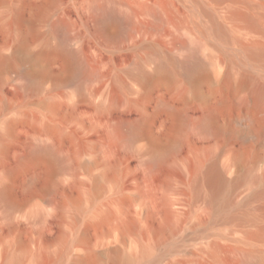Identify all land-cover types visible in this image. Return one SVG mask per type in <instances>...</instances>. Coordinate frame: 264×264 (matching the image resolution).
<instances>
[{"label":"rangeland","instance_id":"obj_1","mask_svg":"<svg viewBox=\"0 0 264 264\" xmlns=\"http://www.w3.org/2000/svg\"><path fill=\"white\" fill-rule=\"evenodd\" d=\"M145 4L158 10L160 26L143 11ZM103 5L114 6L128 23L100 26ZM203 8L235 38L262 39L261 31L231 14L254 15L264 29V0H0V53L12 55L0 68V133L14 121L0 140V185L11 203L0 201V264L17 253L18 264H77L72 259L84 253V244L101 252L96 264L126 256L131 264H242L252 252L264 258V240L253 238L264 229V147L253 141L259 128L249 132L242 105L253 91L222 81L225 72L233 81L249 72L232 57L235 46L206 39L199 56L207 76L197 83L181 65L168 78L147 82L136 72L137 64L152 74L161 61L183 60L188 49L179 40L190 48L189 38L201 36L197 27L211 25ZM38 52L45 60L36 59ZM71 52L94 76H83ZM29 68L41 73L37 90L27 86ZM257 83L264 74L256 75ZM106 98L114 105L99 108ZM205 113L220 132L196 125ZM258 116L263 120L264 112ZM138 121L144 134L129 141L124 126ZM47 123L53 134L45 131ZM172 141L175 150L150 167L152 145L166 149ZM37 144L53 145L64 160L32 155ZM233 153L243 157L241 165ZM214 160L226 180L242 177L232 191L208 184L206 169ZM257 175L260 185L250 181ZM166 208L171 223L164 229ZM107 209L113 216L106 225L87 227L96 211ZM128 217L136 224L131 232L122 228ZM142 246L145 258L139 257Z\"/></svg>","mask_w":264,"mask_h":264},{"label":"bare ground","instance_id":"obj_2","mask_svg":"<svg viewBox=\"0 0 264 264\" xmlns=\"http://www.w3.org/2000/svg\"><path fill=\"white\" fill-rule=\"evenodd\" d=\"M104 5L100 9V15L98 19L100 26L105 27V26H108L110 23H114V22L118 23L119 21H124V23H128L129 18L125 19V18L120 17L115 11L114 6L110 5L109 7H104ZM106 5L108 6V4ZM142 9L146 13H151L152 15L156 16L157 25L159 26L161 25V22H162L161 15L156 8L145 4L143 5ZM201 11L204 15H206L210 19L211 25L209 28H202L200 26L197 27V29L199 30L198 32H200L201 36L189 38L192 42V46L190 48L187 47V44L186 42H184V40L183 41L181 40L182 42L179 40L178 43L180 44H177V45H180L183 49L185 48L188 49V50L185 49L187 50V54L185 58L178 62H174L172 60H168V62L161 61L156 65L154 73L152 74L146 73L143 70L142 66L140 64H137L136 66L137 75L145 82L149 81L153 76L168 78L171 75L173 69H175L178 65H181L184 76L190 82L197 83L198 81H200L201 79L207 76V65L199 56V49L203 47L202 45L204 43H206L205 40L207 39L208 41L209 37L211 36L215 40L220 41L221 43L227 46L231 44L234 45L235 48H233L232 57L238 59V61L242 62L245 66H247L248 67L247 71L249 72L247 73L246 76H243L235 81H233V77L229 72H225L222 76V81L226 85H230L234 83L235 88L243 87V88H249L250 90L253 91L252 98L249 100H245L242 105L245 107V115L247 119V129L249 130V132H253L254 130H256V128H259L256 136H254L253 138V141L256 143H259L260 145L264 147V119L260 120L258 116V113L260 111L264 112V83L256 84V75L264 74V29L262 25L259 23V21L254 17V15H251L247 12H243L240 10H234L231 14L232 19L240 20L244 22L245 24H247L249 27L256 29L258 31H261L262 33L261 40H250V41L244 42L243 40H239L238 38H235L234 36L230 35L229 31L226 30V28L216 20V16L213 12H209L205 8H203ZM63 23L61 24V26L63 28H66L67 27L66 23L65 22ZM180 46H177V47L181 48ZM69 54H70V58L77 65V67L80 68L81 71L83 70L82 73L85 78L94 76V73L85 72L84 70L85 67H84V64L79 54L75 52H71ZM36 57L38 61L45 60V56L43 52H38L36 54ZM11 58H12V55L7 56V55H3L0 53V68L1 67L3 68V66L5 67L6 65H10ZM24 74L26 77L27 86H31L36 90L39 89L40 87L39 78L41 77V73H38L34 68H29V70H27ZM82 86H83V83L79 82L77 84V90L82 91ZM118 88L120 89L121 87L118 86ZM48 105H50V108H53L54 102H50ZM113 105L114 103L112 101H109L106 98L98 105V107L99 108H107V107L110 108ZM216 123L217 122H215L214 118L209 113H205L200 118V120L196 123V125L203 130L214 131L218 133L221 130H220L219 125ZM124 124H119V125H121L122 128L127 127L125 128V131L126 132L128 131L129 141H132L142 136V134H144L143 126L141 122L138 121L128 126H124ZM13 125H14V121H9L6 123L4 132L0 133V140L11 134V129ZM119 125L117 127H119ZM43 126H44L45 131H47L48 133H52V134L54 133V127L51 126L50 124L47 123V124H44ZM117 127L116 129L121 128V127L119 128ZM120 130L119 132L120 134L122 133V137H123V135L126 132L123 131L124 129L122 131ZM125 136L127 137V135ZM176 146H177L176 141L170 142L169 146L166 149L162 148L157 143H154L151 147L152 157L149 161V166L155 167L159 165L164 159L166 153L169 151L175 150ZM31 153L32 155H35V156L36 155H46L51 158H55L56 160H59L60 162L64 160L62 157H60L59 151L53 145L37 144L31 149ZM232 161L236 164L241 165V163L243 162V157L239 153H233ZM108 169L110 170L109 172H111V174H114L115 169L113 167H109ZM205 176H206V180L209 185L215 188H219L220 190L222 188L227 187L230 191H232V189H234L242 179L241 176H237L236 178L232 180H226L223 176L222 171L218 168L216 160H214L210 165H208ZM250 181L254 185H260L262 183V178L261 176H258V175L251 176ZM32 182H33V179H29L27 181V184L29 185ZM93 186L95 189H99L98 179H94ZM260 193L262 194L264 193V191L262 190ZM7 195L8 194H7L6 185L5 184L0 185V201L4 202L8 207H10L11 203L8 200ZM214 197H216V192L213 193L212 199ZM126 200H127V197L124 195H121L119 197V201L121 203L125 202ZM112 216H113V213L108 209L98 210L94 213V218L87 222V227L88 228L89 227L100 228L106 225L110 221ZM168 223L169 224L171 223V214H170L169 209L166 208L165 216H164V224H165L164 229L169 227ZM122 228L128 232H131L135 230L136 224L131 218L128 217L122 222ZM84 236H85V233H83L82 239ZM253 238H259V239L264 240V229H260L259 231L254 233ZM84 245L86 247L84 249V253L82 255L74 256L72 259V262H75V263L77 262V264H96L98 257L101 255V252L91 249L90 247L86 246V244ZM147 253H148V248L142 246L140 248L139 257L145 258ZM19 254L21 253H17V254L10 256L8 260L3 264H18L19 258H20ZM131 263H132V256H126L123 259L117 261V264H131ZM51 264H63V262L59 260ZM242 264H264V258L260 256L259 254L252 252L243 257Z\"/></svg>","mask_w":264,"mask_h":264}]
</instances>
